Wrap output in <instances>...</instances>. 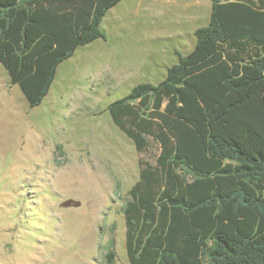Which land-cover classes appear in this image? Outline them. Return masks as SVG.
<instances>
[{"label":"trees","instance_id":"16d2710c","mask_svg":"<svg viewBox=\"0 0 264 264\" xmlns=\"http://www.w3.org/2000/svg\"><path fill=\"white\" fill-rule=\"evenodd\" d=\"M119 1L0 0V63L30 107ZM210 2L164 77L107 106L138 153L156 148L122 206L130 264H264V0Z\"/></svg>","mask_w":264,"mask_h":264},{"label":"rangeland","instance_id":"374dc122","mask_svg":"<svg viewBox=\"0 0 264 264\" xmlns=\"http://www.w3.org/2000/svg\"><path fill=\"white\" fill-rule=\"evenodd\" d=\"M200 3L121 0L89 47L113 52L63 64L35 107L0 63V264H130L122 206L156 148L136 153L107 106L193 47Z\"/></svg>","mask_w":264,"mask_h":264},{"label":"crops","instance_id":"0c3cea01","mask_svg":"<svg viewBox=\"0 0 264 264\" xmlns=\"http://www.w3.org/2000/svg\"><path fill=\"white\" fill-rule=\"evenodd\" d=\"M121 1V0H120ZM119 1V2H120ZM118 2V3H119ZM209 2H210V0H209ZM115 6V5H114ZM113 6V7H114ZM113 7H111V8H113ZM199 7H200V10H201V12H203V16L204 17H206V15H207V12L209 11V10H211V2L210 3H200L199 4ZM111 8H109L108 9V11L111 9ZM107 11V12H108ZM106 12V13H107ZM106 15V14H105ZM196 17V15H194L193 16V14L191 13L190 15H189V18H190V20H193L194 18ZM100 28H101V24H100ZM102 30V29H101ZM102 39H105V38H99V39H96V40H94V41H92V42H89V43H87V44H85V45H81V46H78L76 49H75V51H74V53L72 54V56H70L69 58H67V59H65V60H63L59 65H58V67H57V71H56V74H57V72H58V69L63 65V64H68V63H70V62H76V61H79L80 60V58L81 57H84V56H97V57H102V56H104V55H106L108 52H109V55H110V53L111 52H113L112 50H101L102 48H98V49H91V48H89L90 46H92V44H97L96 42H99L98 40H102ZM189 51V50H188ZM187 51V52H188ZM186 52V53H187ZM185 53V54H186ZM88 60H85V62H87ZM104 61V59H102L101 60V62H103ZM55 77H56V75H55ZM54 81V80H53ZM53 83V82H52ZM52 85V84H51ZM50 91H51V86H50V89H49V91H48V93H47V95L44 97V98H48L49 96H50ZM43 98V99H44ZM126 136V135H125ZM127 137V136H126ZM128 138V137H127ZM131 140V139H130ZM132 142V141H131ZM133 143V142H132ZM133 148H134V150L136 151V149H135V146H134V144H133ZM136 153H138L137 151H136ZM137 165H138V159H137Z\"/></svg>","mask_w":264,"mask_h":264}]
</instances>
